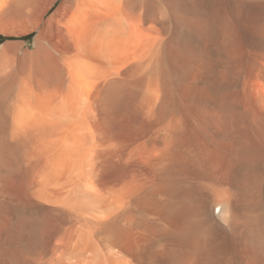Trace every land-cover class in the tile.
Masks as SVG:
<instances>
[{"label":"bare ground","instance_id":"obj_1","mask_svg":"<svg viewBox=\"0 0 264 264\" xmlns=\"http://www.w3.org/2000/svg\"><path fill=\"white\" fill-rule=\"evenodd\" d=\"M57 1L0 0V264H264V0Z\"/></svg>","mask_w":264,"mask_h":264},{"label":"rangeland","instance_id":"obj_2","mask_svg":"<svg viewBox=\"0 0 264 264\" xmlns=\"http://www.w3.org/2000/svg\"><path fill=\"white\" fill-rule=\"evenodd\" d=\"M64 0H58L57 3L55 4L54 6V10L63 2ZM53 12V11H52ZM2 36V38H0V42L2 41V44H4L5 42L7 41H12L11 39H14V38H21V37H13V38H10V37H7V36H4V35H0ZM36 37V33H33V34H30L29 37H27V39L23 40L24 42H26V46H31L34 42V39ZM2 46V45H1ZM1 46H0V49H1Z\"/></svg>","mask_w":264,"mask_h":264},{"label":"trees","instance_id":"obj_3","mask_svg":"<svg viewBox=\"0 0 264 264\" xmlns=\"http://www.w3.org/2000/svg\"><path fill=\"white\" fill-rule=\"evenodd\" d=\"M0 38H2V36H0ZM2 45V41L0 42V46Z\"/></svg>","mask_w":264,"mask_h":264}]
</instances>
